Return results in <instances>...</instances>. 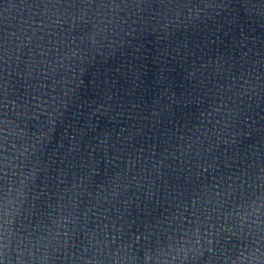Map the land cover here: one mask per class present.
Instances as JSON below:
<instances>
[{
	"label": "water",
	"instance_id": "obj_1",
	"mask_svg": "<svg viewBox=\"0 0 264 264\" xmlns=\"http://www.w3.org/2000/svg\"><path fill=\"white\" fill-rule=\"evenodd\" d=\"M0 264H264V0H0Z\"/></svg>",
	"mask_w": 264,
	"mask_h": 264
}]
</instances>
